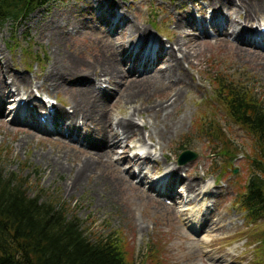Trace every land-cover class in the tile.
<instances>
[{
  "label": "rangeland",
  "instance_id": "1",
  "mask_svg": "<svg viewBox=\"0 0 264 264\" xmlns=\"http://www.w3.org/2000/svg\"><path fill=\"white\" fill-rule=\"evenodd\" d=\"M45 2L25 20L0 26V65L7 63L13 72L22 73L32 79L33 84L42 81L47 67L54 61L67 63L69 70L63 71L69 76L85 69L90 71L92 68H87L88 66L96 64L97 60H103V52L108 42L103 38L101 28L99 30L103 25L98 21L95 10L107 3L119 5L129 18L141 26H147L150 32L162 39L166 47L171 45L176 49L174 40L178 37L181 42L186 43L190 60H183L184 69L192 86L183 88L181 107L170 117L164 113L157 115L155 112H147L146 116L151 129L162 130L166 127L164 132L166 133L167 129L169 132L161 144L155 143L156 138L149 139L147 132L145 140L141 142L137 137L131 138L128 142L131 146L128 155L150 150L161 165L179 166L182 181L187 180L189 174L199 175L202 185L208 186V192L191 207L185 205L187 196H178L177 206L174 205V208L168 206L171 199L164 198L168 207L161 209L152 200L157 197L154 192L153 198L149 196L150 199L148 195H141L142 189L141 191L133 188L127 183L126 177L117 170L108 168L107 157L101 161V167L91 170L90 178L84 181L83 185L74 188L71 180L91 153L85 152L76 141L72 140L71 142L76 144L71 145L56 139L59 136L53 134L32 130L37 134L32 135L29 140L23 139L26 133L19 129H29V126L18 123L11 110L13 99H19L24 94L11 96L8 99L9 111L0 116V170L7 175L14 173L24 178L31 196L60 201L68 209V213L82 220L83 228L92 237L108 236L114 232V236L120 239L126 257L136 264H152L154 261L156 264H264V243H261V239H264V217L250 221L251 217L248 216L243 202L249 178L256 173L254 163L260 158V153L255 149L257 147L254 136L228 117L218 95L221 75L227 81L238 84L249 91V94L252 93L256 98L263 100L264 65L261 62L264 63V50L248 44L243 45L249 54L255 53V56H249L240 51L233 37L209 38L200 36L192 26L185 27L184 31L176 28L177 19L186 14L184 10H197L206 2L209 3V0H199L197 3L192 0ZM47 9H50L51 13H45ZM224 12V15L230 18L237 16L240 21L244 18V15L236 14L234 8ZM75 15L84 18V27L80 28ZM43 16H51L50 21L53 22H49L52 26L41 33ZM262 17L258 28L264 24V14ZM57 22H65V31L57 26ZM120 31H114L111 37L109 36L111 40L112 37L116 38V47L122 40H127ZM62 32L69 38L66 46L65 43L59 44L54 40V35ZM184 32L190 35L185 36ZM126 35H130V32L127 31ZM99 40L102 43L97 44ZM181 54L178 52L179 56ZM35 55L37 58L40 56L38 62H35ZM70 66L76 68L70 69ZM165 67L166 65L159 61L150 71ZM124 69L131 78L117 85L95 81L97 88L111 87L116 91L108 107L107 117L121 118L128 112L130 114L135 105L152 108L165 100V93L159 92L158 88L155 92L154 84H150V89L145 91L147 94L132 103L134 105L120 99L119 89L134 80H140L141 77V73L129 72L125 65ZM91 78L93 79V76ZM172 83L176 84V88L180 85H177L178 81L175 79ZM25 90L26 88L22 92L25 93ZM74 92L77 94L76 89ZM35 95H42L43 98L47 96L34 88V97ZM56 95L70 109L72 94L61 90ZM34 97H31V100H34ZM135 120L138 125L143 124L139 117ZM217 122L221 123L226 135L234 142H231V149L236 150L237 155L232 160L219 155L221 147H216L218 139L210 134L211 131H199L201 127L205 130L208 124L216 126ZM141 145L147 147L135 150ZM68 148H73L74 151ZM152 148H156V152L152 151ZM184 149L197 153V156L182 165L178 163V157ZM215 149L217 150L214 151ZM121 150L119 148L118 152ZM43 156L51 159L49 167L59 159L65 169L56 172L52 169L48 172V165ZM130 164L129 161L123 160L122 168L128 171ZM150 166L149 164L148 168ZM234 168L237 173L233 172ZM132 172H135V168ZM119 178L124 179L122 185L115 182ZM137 179L140 177L137 176ZM181 184L178 183V188ZM142 188L147 190L149 186ZM186 210L189 216L193 217L191 219L197 220H187L185 215L183 216ZM183 218L186 220L184 223L181 222ZM157 256L159 259H156Z\"/></svg>",
  "mask_w": 264,
  "mask_h": 264
},
{
  "label": "bare ground",
  "instance_id": "2",
  "mask_svg": "<svg viewBox=\"0 0 264 264\" xmlns=\"http://www.w3.org/2000/svg\"><path fill=\"white\" fill-rule=\"evenodd\" d=\"M198 1L192 0L193 3ZM229 8H234L238 15H244L243 20L240 21L237 16L236 18H230L224 15V11ZM184 11H186V14L180 16L175 22L176 28L181 31H184L187 26H192L193 29H200L203 35H208L213 30L215 34H219L223 38L233 37V41L237 43L240 51L249 56H255V53L249 54L243 45L249 44L252 47H261L264 50V31L261 30L264 24L260 28L255 25L263 19L264 0H209V3L206 2L203 7L197 10L188 8ZM45 13H51L50 9H47ZM197 13L199 16H197ZM95 15L103 25L99 27V30L101 28L102 36L108 42L103 52V60H97L96 64H92L93 67L88 66L87 68H92L90 71L85 69L77 72L78 74L69 76L63 71L69 70L67 69V63L63 64L54 61L53 64L50 63L47 67L42 81L38 84H33L32 79L22 73L13 72L7 63L1 64L0 116L5 115L9 111L8 99L11 96L21 94L23 89L26 88L25 95L29 99L34 97V88H36L38 92L47 95L46 98H43L42 95L40 96L41 98L35 95L34 100L37 102L36 111L31 106L32 101L20 103L25 96L19 99L18 104L13 103L11 111L15 113V119L18 122L29 126V129H19L26 133L23 139L29 140L33 137L32 135L37 134L33 131H39L45 134L57 135L59 137H56V139L71 145L77 142L81 144V148L86 150L85 152L91 153L85 164L78 168L75 177L71 180L74 188L83 185L84 181L90 178L91 170L101 167V161L107 157L108 168L113 169V171L117 170L126 177L127 183L133 188L142 189L141 195H148L147 197L151 196L153 198L154 192L157 197L152 200L161 209L168 206L174 208V204L167 206L164 198L174 200L175 205H177L176 198L178 196L181 198L185 195L188 197L186 206H193L197 200L204 198L208 192V188L202 185V178L199 175L189 174L187 180L182 181L183 176L180 175V167L161 165L158 159L152 157L150 152L144 153L143 156L137 153L131 156L128 155L131 150L128 142L131 138L137 137L138 141L141 142L145 140L147 132L149 139L156 138L157 141L155 143L161 144L164 136L169 132L168 129L166 133L164 132L166 127L162 130L159 128L151 129V124L147 121L146 116L147 112H155L157 115L164 113L170 117L173 114L175 115L181 107L183 88L192 86L190 81H188V77H186L187 74L184 69L183 60H190L186 43L181 42L179 37L174 40L178 51L182 53L181 57L177 56L176 49L173 46L167 48L156 35L150 33L147 26H141L133 21L115 3H107L104 6L97 7ZM208 15H210L209 19H207ZM74 18L79 23L80 28L86 25L81 15H75ZM50 19L51 16L42 17L41 33L52 26L49 22H53V20L50 21ZM108 23L110 24L108 25ZM57 26L62 27L63 31H65V22H57ZM114 31H120L123 34V38L127 39L126 41L122 40L118 47L115 46L116 42L114 40L116 38L112 37V40L110 39ZM127 31L130 32V35H126ZM186 35L189 36L190 34L185 33ZM54 40L59 44L65 43L66 46L69 38L68 35L62 32V34L54 35ZM100 43H102L101 40L97 44ZM153 48L155 49L154 51ZM0 51H2L1 46ZM159 61H162L166 67L163 69L155 68L150 71ZM261 64L264 65L263 62ZM124 65L129 72L134 74L141 73V77L139 78L140 80H134L131 84L119 89L121 90L120 99L130 104L135 103L141 100L143 95L147 94L145 91L150 89V84H154L156 87L154 89L155 92H157L158 88L159 92L165 93V100L160 101L152 108L150 106L135 105L130 114L128 112L121 118L107 117L108 107L111 105V99L116 91L111 87L108 89L97 88L95 81L108 82L112 86L123 80H129L131 77L127 76L128 72L125 71ZM72 68L76 67L70 66V69ZM92 70L93 72H91ZM91 76H93V79ZM173 79L178 81L177 85L180 84L177 88L175 87L176 84L172 83ZM74 89H76L77 94H75ZM61 90L66 94H72L70 97L73 102L71 101L70 109L56 95ZM149 95L151 96V94ZM136 117L143 120L142 125H138L135 120ZM72 140L76 142H71ZM119 148L123 151L118 152ZM70 151H74V149L71 148ZM116 151L117 154H115ZM43 160L48 165V172H51L52 169L55 172L65 169L59 159L52 167H49L51 159H48V156H43ZM123 160L131 163L128 171L122 168ZM149 164L151 166L148 168ZM134 168L139 169L138 176L140 179L137 183L134 182L136 181V174L132 172ZM163 168L165 170L159 172ZM123 181L124 179L119 178L115 182L122 185ZM178 183L181 184L179 188ZM146 185L149 186L147 190L142 188V186L145 187ZM206 209L208 210L207 207ZM184 215L191 222L197 220V218L191 219L193 217L189 216L187 211ZM197 215L198 213L195 214V216ZM185 218L181 220L182 223L186 221ZM203 225L202 222L201 227Z\"/></svg>",
  "mask_w": 264,
  "mask_h": 264
},
{
  "label": "trees",
  "instance_id": "3",
  "mask_svg": "<svg viewBox=\"0 0 264 264\" xmlns=\"http://www.w3.org/2000/svg\"><path fill=\"white\" fill-rule=\"evenodd\" d=\"M43 2L0 0V26L25 19ZM220 77L221 106L235 124L254 136L255 149L260 153L243 200L251 221L264 217V99ZM199 131H211L216 136V147H221L219 155L230 160L236 157L237 151L231 149L234 142L220 122ZM113 233L92 237L82 220L68 213L60 201L31 196L24 178L0 170V264H136L126 257L120 239Z\"/></svg>",
  "mask_w": 264,
  "mask_h": 264
},
{
  "label": "water",
  "instance_id": "4",
  "mask_svg": "<svg viewBox=\"0 0 264 264\" xmlns=\"http://www.w3.org/2000/svg\"><path fill=\"white\" fill-rule=\"evenodd\" d=\"M185 156H186V158H185ZM196 156H197L196 153H194L192 151H186L180 156L179 161L181 164H185L188 161L194 159ZM234 172L237 173V169H234Z\"/></svg>",
  "mask_w": 264,
  "mask_h": 264
}]
</instances>
